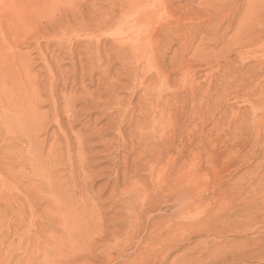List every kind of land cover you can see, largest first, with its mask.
Masks as SVG:
<instances>
[{"label":"rangeland","instance_id":"obj_1","mask_svg":"<svg viewBox=\"0 0 264 264\" xmlns=\"http://www.w3.org/2000/svg\"><path fill=\"white\" fill-rule=\"evenodd\" d=\"M0 264H264V0H0Z\"/></svg>","mask_w":264,"mask_h":264}]
</instances>
